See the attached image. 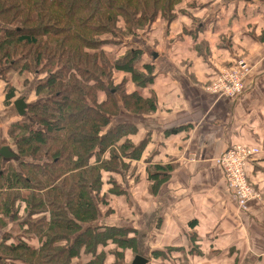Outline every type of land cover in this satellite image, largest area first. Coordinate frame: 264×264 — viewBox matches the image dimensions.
Returning a JSON list of instances; mask_svg holds the SVG:
<instances>
[{
	"label": "crops",
	"instance_id": "crops-1",
	"mask_svg": "<svg viewBox=\"0 0 264 264\" xmlns=\"http://www.w3.org/2000/svg\"><path fill=\"white\" fill-rule=\"evenodd\" d=\"M182 3L189 14L176 11L167 27L154 21L116 37L141 51L135 68L150 77L141 86L128 72L113 76L124 77V91L154 107L135 113L117 102L114 122L133 129L119 144L128 139L139 152L123 157L127 167L113 175L121 192L104 183L98 218L133 231L134 247L123 250L126 264L137 255L145 264H264V0ZM238 60L247 65L241 94L206 90L214 74ZM40 79L32 78L31 88ZM4 87L0 79V147L11 146L6 129L18 116V89L5 104ZM104 96L99 92L98 100ZM235 144L259 148L245 168L260 200L240 203L225 181L218 158Z\"/></svg>",
	"mask_w": 264,
	"mask_h": 264
},
{
	"label": "trees",
	"instance_id": "trees-1",
	"mask_svg": "<svg viewBox=\"0 0 264 264\" xmlns=\"http://www.w3.org/2000/svg\"><path fill=\"white\" fill-rule=\"evenodd\" d=\"M179 1L0 0L4 103L16 91L9 72L42 74L26 115L7 125L16 159L0 154V264H126L132 230L98 218L104 183L121 192L113 175L127 167L123 157L139 152L128 139L118 143L133 129L114 122L117 102L135 113L154 104L126 93L124 77L114 82L120 70L144 85L150 76L135 68L141 51L124 44L122 55L107 53L102 36L119 20L132 32L158 15L167 19ZM84 255L90 257L83 262Z\"/></svg>",
	"mask_w": 264,
	"mask_h": 264
},
{
	"label": "built area",
	"instance_id": "built-area-1",
	"mask_svg": "<svg viewBox=\"0 0 264 264\" xmlns=\"http://www.w3.org/2000/svg\"><path fill=\"white\" fill-rule=\"evenodd\" d=\"M246 69L245 62L238 60L236 67L216 73L206 86V90L217 96L234 97L241 94ZM258 151L257 147L235 144L227 148L218 158L225 181L242 204L251 198L259 197L251 187L245 173L248 160Z\"/></svg>",
	"mask_w": 264,
	"mask_h": 264
},
{
	"label": "rangeland",
	"instance_id": "rangeland-1",
	"mask_svg": "<svg viewBox=\"0 0 264 264\" xmlns=\"http://www.w3.org/2000/svg\"><path fill=\"white\" fill-rule=\"evenodd\" d=\"M182 2H184V0H181V1H179V3L177 4V5H175L174 6V10L173 11H171V12H169L168 13V15H169V17L167 16V19H165L164 17H161L160 15H158V16H156V18L153 20V21H151V22H149V23H146V24H144V26H142V27H136L135 28V30L134 31H132L131 32V30H130V32H129V30H126L124 27H125V25H124V23H123V21H121V20H119V22L116 24L117 25V27L114 29V30H112V31H110V32H106V33H104V35L102 36V38H104V44L105 45H103V50L104 49H106V51H108L107 53H110L111 52V54H113V53H115V55H117V56H119V55H122L123 54V52L125 51V46H124V44H123V46L121 45V40L120 41H115L116 40V38L115 37H120V35H123V36H128V35H130L131 33H137V31L138 32H140V31H142V30H145L146 28H149L150 26H151V24L155 21H163L162 23L163 24H165V26L166 25H168L170 22H172L173 20H175V18H176V16H177V12L179 11H181L182 13H184V14H189V11H187L188 9H187V5L186 6H184V7H182V6H179V5H181V4H183ZM186 4H188L189 5V3L187 2ZM179 6V7H178ZM178 7V8H177ZM177 11V12H176ZM167 20V21H166ZM167 27V26H166ZM165 31H166V34H167V31H168V28H166L165 29ZM147 34L148 35H152V32H147ZM111 43H115V44H111ZM116 47H121V48H119V49H117V50H115L116 49ZM237 66V62L235 63V64H233L231 67H236ZM229 68V67H228ZM246 68H247V65H246ZM115 71H120V70H115ZM114 71V73L113 74H115L116 72ZM147 71H149V70H147ZM141 73H143L142 71H140ZM219 72V71H218ZM217 72V73H218ZM246 73H247V69H246V72H245V75H246ZM117 74V73H116ZM36 75H38V74H35V73H27V72H25V73H22V74H16V72H14V69L11 71V72H9L8 74H7V77H10V82L11 83H13V85H14V87H15V89L17 90V92L16 93H18L19 94V97L17 98V99H19V98H21V97H24L23 95L25 94V99H23L24 100V102H25V104L27 105V104H30L31 102H33V101H35V98H36V95H35V92H34V90H35V85H36V83L34 84V86H33V88H31L32 87V85H31V80H32V78H34L35 79V77H36ZM40 78H42V74H40V75H38ZM215 76V74L213 75V77ZM114 77V82L115 83H117V82H119V76L118 75H114L113 76ZM212 77V78H213ZM37 79H38V77H37ZM118 80V81H117ZM209 84V83H208ZM21 88V89H20ZM206 88V87H205ZM34 92V96H33V94L32 93ZM17 99H15V101L17 100ZM14 101V102H15ZM16 114V113H15ZM25 115H26V109H25ZM25 115H23V116H25ZM16 116V115H15ZM20 115H18V116H16V118H14V120L15 119H17L18 117H19ZM10 122H12V121H10ZM7 138H8V136H7ZM9 140V139H8ZM10 142V141H9ZM120 142V141H119ZM118 142V143H119ZM10 144H11V146H8L11 150L12 149H15V147H14V145H12V143L10 142ZM229 148V147H228ZM13 151V150H12ZM14 152V151H13ZM12 159H16V157H14V158H12ZM251 187L253 188V190L255 191V192H257L258 193V195H259V197H257V198H251L249 201H253V200H260L261 199V193L251 184ZM20 210H19V214L20 215H24V210H25V204L24 203H21L20 202ZM4 230H2L1 229V231H0V236H2V235H4ZM13 240H14V238L11 236V237H8L7 238V243H9V244H11V243H13ZM29 240V242H30V244H32V245H36V240H34V239H28ZM10 263H13V262H9V264Z\"/></svg>",
	"mask_w": 264,
	"mask_h": 264
},
{
	"label": "water",
	"instance_id": "water-1",
	"mask_svg": "<svg viewBox=\"0 0 264 264\" xmlns=\"http://www.w3.org/2000/svg\"><path fill=\"white\" fill-rule=\"evenodd\" d=\"M13 105L18 115L20 116L25 115L26 104L23 98L17 99L13 103ZM0 154L5 159L16 157L15 153L6 145L0 147ZM145 263H146V259L144 257H141L140 255L135 256L133 261L131 262V264H145Z\"/></svg>",
	"mask_w": 264,
	"mask_h": 264
},
{
	"label": "bare ground",
	"instance_id": "bare-ground-1",
	"mask_svg": "<svg viewBox=\"0 0 264 264\" xmlns=\"http://www.w3.org/2000/svg\"><path fill=\"white\" fill-rule=\"evenodd\" d=\"M245 173H246V170H245ZM246 176H247V173H246Z\"/></svg>",
	"mask_w": 264,
	"mask_h": 264
}]
</instances>
